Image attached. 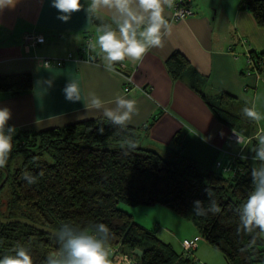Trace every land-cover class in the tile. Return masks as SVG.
<instances>
[{"label": "trees", "instance_id": "obj_1", "mask_svg": "<svg viewBox=\"0 0 264 264\" xmlns=\"http://www.w3.org/2000/svg\"><path fill=\"white\" fill-rule=\"evenodd\" d=\"M240 4L264 27V0H241ZM250 53L255 69L261 72L262 55L252 50ZM166 64L173 78L182 77L187 70L191 74L190 61L178 51ZM248 66L249 70H255ZM193 71L192 86L201 93L218 120L250 141L242 149L248 158L236 159L232 174L203 171L195 159L178 150L162 154L142 146L138 128L128 126L121 131L106 118H91L40 131L18 130L6 166L9 177L0 190V215L26 217L54 229L65 222L76 225L104 222L114 233L110 247H119L122 253L134 255L140 264H199L194 256L197 248L191 252L183 248L179 253L171 243L161 240L120 207L122 202L129 206L161 204L192 221L206 240L224 254L227 264L264 263L261 236L257 237L253 250L243 254L238 251L251 237L244 233L237 235L238 217L234 212L252 187L249 173L253 166L251 148L256 144L252 139L257 132L256 124L242 116L241 110L247 105L231 94L203 93L200 85L204 79ZM33 87L34 76L29 71L0 74V90L9 95L16 96ZM100 127L104 129L103 134L97 131ZM128 138L137 142L135 150L121 148ZM25 171L36 176L37 182L29 185L23 179ZM4 176L0 169V182ZM205 187L220 204V214L197 216L192 211V202L197 199L207 207ZM17 245L30 250L33 264H43L48 252L57 247L50 234L24 223L0 222V258L14 254L12 249ZM136 248L143 251L141 257L134 253Z\"/></svg>", "mask_w": 264, "mask_h": 264}, {"label": "crops", "instance_id": "obj_2", "mask_svg": "<svg viewBox=\"0 0 264 264\" xmlns=\"http://www.w3.org/2000/svg\"><path fill=\"white\" fill-rule=\"evenodd\" d=\"M14 2V7L0 10V74L29 71L34 76V87L28 92L12 96L0 90V106L11 108L9 123L18 130L40 131L104 118L100 111L85 113L88 94L95 92L108 107L115 106L110 102L120 94L137 101L139 114L128 126L140 130L142 146L162 154L178 150L195 159L203 171L221 172L220 161L230 167L227 174H232L241 154L246 156L244 147L229 139L232 129L218 120L191 83L195 70L204 79L200 85L203 93L227 92L249 107L255 105L264 116V64L256 73L249 70L245 59L248 50L264 59V27L241 6V0H192L195 15L169 21L173 33L162 48L151 49L142 63L126 59L116 65L115 73L97 67L99 59L90 62L87 54L97 26L110 21L106 11L92 19L81 11L62 23L50 0ZM81 2L87 6L90 0ZM170 15L171 9L165 8L166 18ZM29 31L44 34L46 41L26 47L22 36ZM177 51L190 61L192 70L176 79L166 61ZM43 57L62 60L48 66ZM47 79L54 81L53 87L43 85ZM68 80L79 85L80 102L65 100L62 89ZM255 124L252 139L264 131V119ZM209 135L212 138L205 142Z\"/></svg>", "mask_w": 264, "mask_h": 264}, {"label": "clouds", "instance_id": "obj_3", "mask_svg": "<svg viewBox=\"0 0 264 264\" xmlns=\"http://www.w3.org/2000/svg\"><path fill=\"white\" fill-rule=\"evenodd\" d=\"M15 3L14 0H0V10L14 7ZM50 6L57 10V19L62 23H68L73 14L81 11L88 19H92L101 11L109 14L110 21L97 26L94 40L87 45V54L90 62L99 59L100 63L96 66H102L105 71L111 73H115L116 65L126 59L142 63L151 49L162 48L166 38L173 33V25L165 16V8H174L175 0H90L87 6L81 0H50ZM42 83L48 88L54 85V81L50 79ZM62 92L67 102H80V88L76 82L68 80ZM110 103L115 106L108 107L95 92H91L88 94L85 113L89 110L100 111L111 125L121 131L126 130L133 116L139 114L137 101L117 94ZM241 114L257 124L264 119L255 105L245 106ZM12 118L11 108L0 106V169L7 166L13 150V140L18 131L14 124L9 123ZM97 131L103 134L104 129L100 127ZM211 138L209 135L205 142ZM232 139L242 147H247L250 143L247 138L234 132ZM254 139L256 144L251 148L253 166L249 173L252 187L244 201L234 209L238 217L237 235L244 233L251 237L247 244L238 249L241 254L255 248L258 236L264 238V131L258 132ZM137 147L138 144L133 138L125 139L121 144L122 149L135 150ZM247 158L243 154L240 155L241 160ZM40 175L42 176L43 172ZM23 179L29 185L37 182V177L27 171L23 173ZM204 192L208 197L207 207L203 201L197 199L192 202V211L197 216L220 214L222 208L213 198L211 190L205 187ZM49 232L57 247L48 252L43 264H112L110 242L114 233L108 224L97 221L85 225L65 222ZM12 252L14 254L3 255L0 264H33L30 250L23 245L14 246Z\"/></svg>", "mask_w": 264, "mask_h": 264}, {"label": "rangeland", "instance_id": "obj_4", "mask_svg": "<svg viewBox=\"0 0 264 264\" xmlns=\"http://www.w3.org/2000/svg\"><path fill=\"white\" fill-rule=\"evenodd\" d=\"M120 207L130 212L137 223L154 231L161 240L171 243L179 253L184 251V238L193 240L199 236L194 252L199 264H227L224 254L206 240L192 221L182 218L170 208L161 204L129 206L123 202Z\"/></svg>", "mask_w": 264, "mask_h": 264}, {"label": "built area", "instance_id": "obj_5", "mask_svg": "<svg viewBox=\"0 0 264 264\" xmlns=\"http://www.w3.org/2000/svg\"><path fill=\"white\" fill-rule=\"evenodd\" d=\"M179 12L180 14L177 15L176 13ZM196 11L194 8V4L192 0H175V7L171 9V15L169 17V21H178L180 19L195 15ZM23 42L26 47H33L37 46L39 44H42L46 41V37L44 34L38 32V31H29L25 32L22 36ZM72 57V54H69V58ZM245 59L247 64L251 65L255 69L254 60L251 57L250 50L246 51L245 53ZM62 59L60 58H50V57H43V61L46 65H52L55 63H58ZM263 63V60L260 61L258 65H261ZM256 73L257 70H254ZM129 80L131 81V77H129ZM236 133L234 130L231 131L229 135V139H232V133ZM234 141V140H233ZM218 168H221L222 171L228 172L230 171V167L222 166V163L219 161L217 162ZM199 240V236H196L193 240L190 239H184L182 241V246L187 252H191L197 248V241ZM187 242V243H185ZM111 251L114 253L113 261L115 264H140L139 260L132 254L128 253H122L119 250V247H111Z\"/></svg>", "mask_w": 264, "mask_h": 264}, {"label": "water", "instance_id": "obj_6", "mask_svg": "<svg viewBox=\"0 0 264 264\" xmlns=\"http://www.w3.org/2000/svg\"><path fill=\"white\" fill-rule=\"evenodd\" d=\"M1 170L5 173V176H4L3 180L0 182V190L2 189V187L4 186V184L6 183L8 177H9V170L6 167L4 169H1ZM0 222H2V223H24V224H27V225L37 229L38 231L45 232L47 234H50V232H49L50 229H54V228L48 227L46 225L37 223V222H35L29 218H26V217H4V216L0 215ZM134 253L138 257H141L143 255V251L140 248L134 249ZM113 257H114V253L111 251L110 259L112 261V264H115L113 261Z\"/></svg>", "mask_w": 264, "mask_h": 264}]
</instances>
